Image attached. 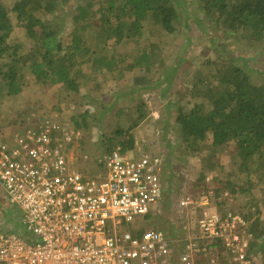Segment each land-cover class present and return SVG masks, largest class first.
<instances>
[{
  "label": "rangeland",
  "instance_id": "obj_1",
  "mask_svg": "<svg viewBox=\"0 0 264 264\" xmlns=\"http://www.w3.org/2000/svg\"><path fill=\"white\" fill-rule=\"evenodd\" d=\"M91 2L70 0L59 9L54 24L60 28L62 37L76 29L77 8L89 6ZM3 3L10 9L15 0H4ZM177 8V30L170 38V44L166 37L147 32L145 36L121 43L112 41L102 50L93 40L96 28L89 27L84 48L77 54L78 63L72 69L71 79L77 85L76 90L61 85L37 84L29 68L21 71L23 91L18 98L10 100L7 93L0 90V102H3L0 143L29 128V122L54 117L74 132V140L68 149L71 167L89 177L106 175V166L98 161L109 153V148H119L117 142L123 139L116 136L118 128L128 129L136 125L131 130L134 149L126 147L124 151L162 157L165 200L160 213L151 212L125 228L133 233L160 230L172 237L183 235L177 209L179 199L186 195L209 196L220 214L236 213L242 206L245 215L264 219V180L254 174L251 182L246 184V177L237 173L239 166H236L228 147L214 152L217 157L210 152L189 155L176 122L178 108L189 110L196 102L203 101L194 96L195 86L199 89L200 81L211 76L212 62L220 60L219 57L226 58L229 52L255 83L263 84L264 44L246 43L240 36L237 41L235 34H226L214 27L200 12L197 0H179ZM11 17L14 23L11 41L22 45V52L27 53L33 48V42L13 13ZM103 56L114 61L112 72L94 67V58ZM143 56H147L148 63L143 60L141 66L131 70L135 59ZM207 62L211 64L207 65ZM146 67L151 71H145ZM145 76L150 79L148 83L138 84V80ZM97 84L103 85L100 93L91 95L90 89ZM204 110L206 112L209 108ZM85 115L88 117L84 122ZM201 175L206 176L208 193L205 195L202 194L206 187ZM225 183H233V189L239 192L234 194ZM242 187L250 188L252 192L242 194L243 191L239 190ZM246 200L249 204L243 205ZM8 203L0 186L2 226L10 233L29 238L20 221L21 209ZM199 234L192 225L191 235L198 237ZM196 242L200 246L205 243Z\"/></svg>",
  "mask_w": 264,
  "mask_h": 264
},
{
  "label": "built area",
  "instance_id": "obj_2",
  "mask_svg": "<svg viewBox=\"0 0 264 264\" xmlns=\"http://www.w3.org/2000/svg\"><path fill=\"white\" fill-rule=\"evenodd\" d=\"M73 140L66 124L45 117L0 143V186L29 234L0 222V264H263L248 251L244 217L218 213L209 196L179 199L183 239L125 229L163 208L164 160L119 148L99 160L105 176L89 177L70 165Z\"/></svg>",
  "mask_w": 264,
  "mask_h": 264
},
{
  "label": "trees",
  "instance_id": "obj_3",
  "mask_svg": "<svg viewBox=\"0 0 264 264\" xmlns=\"http://www.w3.org/2000/svg\"><path fill=\"white\" fill-rule=\"evenodd\" d=\"M3 1L0 0V90L5 91L10 100L18 98L23 91L20 78L25 68L31 70L37 84L61 85L76 90L77 85L71 79L72 69L78 63L77 54L84 48L89 27L96 28L93 40L103 50L112 41L121 43L126 39L145 36L147 32L156 37H166L170 44L179 19V0H92L89 6L77 8L74 17L76 29L62 37L60 28L54 24L55 16L70 0H15L10 9ZM197 3L200 12L214 27H219L226 34H235L237 41L241 38L246 43L263 46L264 0H197ZM11 13L33 42V48L27 53L22 52V45L11 41L14 30ZM226 56L219 57L220 60L212 64L206 63L211 64V76L202 79L199 89L195 86L194 93L203 101L196 102L189 110L178 108L176 122L189 155L210 152L217 157L214 152L228 147L236 166H239L237 173L246 177L247 184L254 174L264 180V83H255L246 70L237 64L231 52ZM143 60L149 61L147 56L135 59L130 69L141 66ZM92 63L96 68L113 71L111 66L114 61L108 57L94 58ZM147 70L151 71L146 67ZM149 80L146 76L142 77L138 84L145 85ZM99 84L90 89L91 95H95L93 92L100 93L103 85ZM2 103L0 114H3ZM206 107L209 110L205 112ZM87 117L84 116V122ZM43 119L29 122L28 127L35 128ZM135 127L132 125L116 131V136L123 139L117 142L123 151L126 147L134 149L135 140L131 130ZM113 150L114 147L109 148V152ZM200 178L206 187L202 192L205 195L208 193L206 176L201 175ZM232 185L225 183L226 188L234 194L239 192ZM239 190L243 191L242 194L252 192L250 188L242 187ZM246 202L243 205L249 204V200ZM238 209L235 214L240 213L244 217L249 229L246 233L249 232L253 238L250 240L251 250L264 253V219L245 215L242 206ZM222 256V260L227 261L226 256Z\"/></svg>",
  "mask_w": 264,
  "mask_h": 264
},
{
  "label": "crops",
  "instance_id": "obj_4",
  "mask_svg": "<svg viewBox=\"0 0 264 264\" xmlns=\"http://www.w3.org/2000/svg\"><path fill=\"white\" fill-rule=\"evenodd\" d=\"M66 154H67L68 159L71 160V159H70V156H69L68 148H67ZM98 162H99V161H98ZM248 230H249V229H248ZM182 232H183V235H179V236L176 235V236H174V237L169 236V235H168V236H169V237H172V238H176V239H178V238H179V239H183V238H185V236L187 235V232H185V230H183V228H182ZM246 236H247V238L249 239V242H250V244H251V241H250V240L253 239L252 236L249 234V232L246 233ZM250 244H249V250H248V251H249V253L251 254V256H255V255H256V257H255L256 260H257V261H261V262L264 263V260H263V257H262V256H263L262 254H264V253H261V254H260V253L258 252V253H259V254H258V253H256V250H255V251H254V250H251V246H250ZM257 254H258V256H257Z\"/></svg>",
  "mask_w": 264,
  "mask_h": 264
}]
</instances>
